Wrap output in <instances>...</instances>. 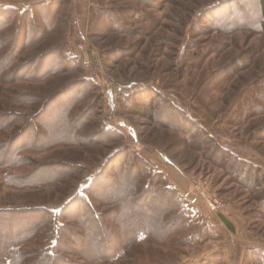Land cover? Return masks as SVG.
Returning <instances> with one entry per match:
<instances>
[{"label":"rangeland","instance_id":"rangeland-1","mask_svg":"<svg viewBox=\"0 0 264 264\" xmlns=\"http://www.w3.org/2000/svg\"><path fill=\"white\" fill-rule=\"evenodd\" d=\"M260 20L259 0H0V242L46 249L41 215L97 176L104 202L65 208L54 264H264Z\"/></svg>","mask_w":264,"mask_h":264},{"label":"trees","instance_id":"trees-1","mask_svg":"<svg viewBox=\"0 0 264 264\" xmlns=\"http://www.w3.org/2000/svg\"><path fill=\"white\" fill-rule=\"evenodd\" d=\"M12 15L18 16V12L14 11L12 13ZM26 15L27 14L25 13L23 16H26ZM259 16L261 19L260 24H259V29H261V32L264 33V0H259ZM53 144H55V142ZM219 151H221V150H219ZM122 153H124V152H122ZM12 154H14V153H12ZM222 154L224 156H227V154L224 152H222ZM131 156L134 160L139 161L143 166H145V168L147 169V171L149 173L152 172L151 171V170H153L152 166L149 165L148 163H146L135 151H132ZM15 157L16 156L14 155L13 158L15 159ZM14 159H12V160H14ZM13 162L18 163L19 161L17 159V160H14ZM238 162L240 163L241 166H244L245 168H250V169L256 170L253 166H251V164L249 165V164H246L244 161H239V160H238ZM2 163L4 164L3 161H2ZM3 166H5V164ZM101 172L103 174V170ZM101 172L99 174H101ZM95 181H97V176L91 178V180L88 181V186L85 187L82 192H79L77 195H75L74 201H71L67 205V207H65V208H67L66 209L67 214L73 213L72 211L71 212L69 211L70 209H74L73 205L81 204L85 208V214H87L89 218L95 219L96 214L98 213V212H96L95 202H97V201H99V203L104 202V197L99 196L100 194L95 193L93 191V186L95 184ZM164 181L167 182V179H165L161 175L157 176L156 186L161 185V184L164 186L162 189V192L164 193V195H166V196L168 195L169 199H173L175 205H176V203L180 202V200H183L181 195H177V193H176L177 190H175L176 192H173L172 189H170L169 187L168 188L165 187L164 184H166V183H164ZM35 185H36V187H37V185L40 187L41 186L43 187L46 184L38 183ZM119 193L124 195V201L120 202V204H123L126 207L127 204H129V201H127V198L130 195V191H127L126 189H124V190H121ZM175 193L177 196L175 195ZM112 197L114 198V196H112ZM176 197H178L177 200H179V201L176 200ZM97 199H99V200H97ZM114 204H115V207H117L119 205V203L117 204L116 202ZM65 208L63 207L59 212L53 211V210H47L45 213H43L41 215L40 221L36 223V224L40 225L39 227H41V230L42 229L48 230L46 237L48 238V240H49L48 242H50V243L46 249L42 250L40 253H35L34 254L35 256L32 254L27 255L26 253L23 252V248H21V246L20 247H18V246L22 243L28 242L29 241L28 239H22L21 241H16L15 243H10V244H9V242L8 243L7 242H4V243L0 242V264H21L24 261L31 259V258L32 259L36 258L35 260L40 262L38 257L41 258V260H43L42 261L43 264H54L56 262V258H57V254L55 255V253L58 250L60 238L62 237L61 235L65 234V231H64L65 230L64 229L65 222L63 220V217L65 219V215H63V213L65 212ZM180 213L181 212H179V214ZM186 214H189V212H187ZM128 217L129 216H127V215L123 216V218H125V219L126 218L128 219ZM187 218H188V222L186 224L185 221L187 220ZM187 218L183 217V215L181 213V215H180V219H181L180 223H182L181 227L183 225V222H185V224L188 225L189 217L187 216ZM223 220H225V219L223 218ZM140 221H141V219H138V221L136 220V223H134L133 221H130V223H128V221L124 222L125 228H123L122 231H123V235L124 234L126 235V239H124V243L126 245H127V243H128V245H131L133 243H136L137 241L142 240L144 238V236L147 234L145 231L139 229ZM227 223L228 222L225 220V224H227ZM36 224L34 226H32L31 229L37 227ZM38 230L41 233V230L40 229H38ZM38 230L37 231L29 230L30 232L29 231L25 232L26 234L23 233L24 235L21 234V235H23V236H21V238H25V236H28L29 234H36V235L38 234L39 235L40 233H38ZM106 256H108V255H106ZM115 256L116 257L110 256L107 260L112 261L115 258L118 259V256H119V258L121 257V253H117V255H115Z\"/></svg>","mask_w":264,"mask_h":264},{"label":"built area","instance_id":"built-area-1","mask_svg":"<svg viewBox=\"0 0 264 264\" xmlns=\"http://www.w3.org/2000/svg\"><path fill=\"white\" fill-rule=\"evenodd\" d=\"M196 186H197V191L204 200V203L210 208L213 212H218L220 210V203L216 201L215 199H208L209 193L206 191L203 183L201 181L195 180Z\"/></svg>","mask_w":264,"mask_h":264}]
</instances>
